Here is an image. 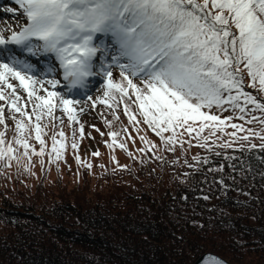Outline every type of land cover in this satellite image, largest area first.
<instances>
[{"label": "snow or ice", "instance_id": "obj_1", "mask_svg": "<svg viewBox=\"0 0 264 264\" xmlns=\"http://www.w3.org/2000/svg\"><path fill=\"white\" fill-rule=\"evenodd\" d=\"M15 3L22 9L26 23L19 31L9 30L7 37L0 31V101L5 102L0 105V125L7 129L4 119L7 106L16 132L13 140L7 141L6 132L0 131V162L4 166L10 167L13 160L19 162L24 158L27 160L24 168L28 170L32 156L45 155L42 137L46 135L43 128L48 125L41 124L45 117L51 118L53 128L48 162L63 159L66 137L62 129L55 131L58 118L54 110L60 108L67 114L70 127L79 123L76 113H83L85 108L77 109L75 106L81 100L70 99L68 95L86 94L90 77L103 80L102 96L93 100L87 95L92 108L101 103L114 112V105L124 103L129 123H141L137 114L141 116L143 124L168 151H175L177 143L181 147L185 142L192 146L191 140L183 139L185 133L197 140L196 146H208L210 137L216 136L217 131L224 133L226 127L246 131V135L239 137L241 141L258 138L259 148L264 151V128L259 132L245 130L242 125L231 123L232 116L221 118L213 111L231 109L234 113L238 111L237 118L245 123L264 125V103L245 91L244 83L246 72L247 87L264 94V0H15ZM33 57L54 58V63L40 69L38 75L30 59ZM113 69L119 70V80L114 78ZM58 75L67 94L48 89L61 86ZM12 81H18V85ZM17 88L27 93L26 102L21 103L23 97L17 94ZM74 89L84 91L73 93ZM29 103L31 113L27 111ZM132 105H136V112L132 111ZM256 112L261 115L258 117ZM205 130L207 136L202 135ZM33 131L34 139L41 145L39 150L29 143ZM79 131L82 138L83 125ZM237 131L226 135L235 138ZM108 135L112 138L107 145L110 149L116 145L127 151L124 143L117 144L118 133ZM140 140L150 145L148 151L156 147L144 136ZM71 147L74 150L79 147L75 129ZM256 147L250 144V148ZM20 148L23 152L17 154ZM128 155L131 157L132 153ZM75 159L78 165L91 169V163L81 161L79 155ZM112 159L115 161L114 156ZM40 164L44 165L43 159ZM204 264L226 262L211 256Z\"/></svg>", "mask_w": 264, "mask_h": 264}, {"label": "trees", "instance_id": "obj_2", "mask_svg": "<svg viewBox=\"0 0 264 264\" xmlns=\"http://www.w3.org/2000/svg\"><path fill=\"white\" fill-rule=\"evenodd\" d=\"M113 76L119 80V70ZM248 82L245 72V91L264 103V94L248 88ZM98 104V114L90 123L76 113L79 123L71 127L67 114L54 111L58 118L55 131H64L67 147L63 159L53 163L47 155L52 146L51 118L41 121L42 127L48 125L42 137L45 155L32 156L31 163L39 164L41 173L32 188L23 181L29 175L21 167L24 158L13 160L11 170L0 162V170L8 169L0 185V264H192L206 251L233 264L264 262V151L258 138L241 141L239 137L246 131L226 127L224 133L217 131L207 141L210 149L196 146L197 140L185 133L183 139L191 140L192 146L177 143L175 151H168L141 116L137 114L141 123H129L121 106L124 103L114 105V112ZM132 111H137L136 105ZM213 111L221 118L232 116L231 123L245 130L264 128L238 119V111ZM73 129L79 145L75 150L71 147ZM2 130L5 139L12 141L16 135L13 119ZM139 131L152 137L150 144L156 147L148 151L150 145L141 140L136 142L138 146L134 142L130 146ZM233 131H237L235 138L226 135ZM109 132L118 133L117 144L124 143L127 151L107 146L112 143ZM34 135L33 131L29 143L39 150ZM202 135L207 136L208 130ZM85 142L96 149L85 153ZM222 143L232 146L220 147ZM250 144L257 147L250 148ZM104 151L109 155L122 152L126 161L113 163L110 157L102 161ZM22 152L20 148L17 154ZM93 152L100 155L93 156ZM76 155L91 163V169L78 165ZM50 171L57 174L55 182H45ZM62 174L72 175L75 181L63 184Z\"/></svg>", "mask_w": 264, "mask_h": 264}, {"label": "rangeland", "instance_id": "obj_3", "mask_svg": "<svg viewBox=\"0 0 264 264\" xmlns=\"http://www.w3.org/2000/svg\"><path fill=\"white\" fill-rule=\"evenodd\" d=\"M1 4L4 5L3 10L7 9V8H12L13 11L12 12H8V11H4V12H0V18L1 17H4V13H7L9 14V18L10 20L7 22V24L5 25V29L1 28L0 27V31L3 32V34L5 35V37H7L8 35H10V31L9 30H12V31H19V27L20 26H23L24 23H26V18L23 17V12H22V9L19 8V5H17L15 3V0H3L1 1ZM1 10V9H0ZM1 10V11H3ZM43 58V57H41ZM54 59V58H53ZM58 66V65H57ZM39 70L40 69H37V74L39 75ZM118 69H113V72H117ZM41 78H44V79H49V78H52L51 76H41ZM56 78H59V75L56 77ZM98 83L97 85L92 88L90 90V92H87L85 95L81 96V97H75V96H72V95H68V98H75V99H79L81 100V104L80 105H77L75 107H77V109H79L80 107H84L85 108V111L83 113H80L79 111H77L78 113V116L80 117L79 119L83 120V121H87L88 123H90L92 121V118L93 116H97L98 114V106L99 104L97 103L95 108H92L91 107V104H92V101H87V95H91L93 97V100H95L98 96H102L103 95V89H102V85H103V80L102 78L98 77ZM13 84L15 85H18V81H12ZM48 89L49 91H58L60 92L61 94H67L66 93V89H64L62 87V84L60 87L56 88V89H53L51 88L50 86H48ZM17 94L20 95L21 97H23V100H22V103L23 102H26L27 101V93H25L23 91L22 88H17ZM41 95H46V93H43L41 92L40 93ZM85 101H87V104H85ZM38 101H34V103H36ZM5 102L4 101H0V105H3ZM122 107H124L123 104H121ZM58 109V108H57ZM55 109V110H57ZM27 111L29 113H31L32 111V104L29 103L27 105ZM59 111L60 108H59ZM17 117H19V114H15ZM12 113L9 112L7 106H5V110H4V119H5V124L7 125V127L10 125V123L12 122ZM3 127H5V125H2V128H0V131H4L2 130ZM139 136V139H137ZM138 136H133L131 138V140L129 141V144L130 146L134 147L135 145H137V141L140 140V137L141 136H144L146 137V139L152 143L153 142V139L152 137H150L147 133L143 132V131H139L138 132ZM134 142V144L132 143ZM89 144H84V147H87L85 149V153H91V151L95 150V146L90 144V142H88ZM83 147V145L81 146ZM115 157V161H113L112 157ZM101 157H102V161H107L106 159L110 157V160L115 163H124L126 161V158L124 156V154L122 152H119V151H113V154L111 153L110 155L108 154L107 151H104L101 153ZM24 161V162H23ZM22 163H21V167H24V165L27 163V160H23ZM34 163V164H33ZM29 165V168L27 170L28 172V177H24L23 181L25 184H28L31 188L32 186L35 184V182H37V180L40 178V169H39V164H37L36 162H33ZM9 170L12 169V167L10 166L8 168ZM7 169V170H8ZM6 170V171H7ZM5 170H0V185H1V182L5 181L3 179V173L6 172ZM57 177V174L54 172V171H50L48 174H47V177L45 179V182H49V181H54L55 182V179ZM61 179H62V183L63 184H69L71 185L72 184V181H75L74 177L71 175H61L60 176ZM6 195V194H5ZM2 199V196H0V200Z\"/></svg>", "mask_w": 264, "mask_h": 264}, {"label": "water", "instance_id": "obj_4", "mask_svg": "<svg viewBox=\"0 0 264 264\" xmlns=\"http://www.w3.org/2000/svg\"><path fill=\"white\" fill-rule=\"evenodd\" d=\"M214 256L222 261H225L226 264H233L229 261H227L226 259L222 258L221 256H219L218 254L211 252V251H206L201 253L193 262L192 264H204V261L207 260L209 257ZM260 264H264V262L260 263Z\"/></svg>", "mask_w": 264, "mask_h": 264}, {"label": "bare ground", "instance_id": "obj_5", "mask_svg": "<svg viewBox=\"0 0 264 264\" xmlns=\"http://www.w3.org/2000/svg\"><path fill=\"white\" fill-rule=\"evenodd\" d=\"M3 15H4V17H1L0 18V27L3 28V29H5V25L10 20V18H9V14H7V13H4Z\"/></svg>", "mask_w": 264, "mask_h": 264}]
</instances>
